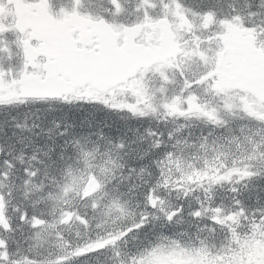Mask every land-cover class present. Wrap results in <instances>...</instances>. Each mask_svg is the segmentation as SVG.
<instances>
[{
    "label": "snow or ice",
    "instance_id": "snow-or-ice-1",
    "mask_svg": "<svg viewBox=\"0 0 264 264\" xmlns=\"http://www.w3.org/2000/svg\"><path fill=\"white\" fill-rule=\"evenodd\" d=\"M0 264H264V0H0Z\"/></svg>",
    "mask_w": 264,
    "mask_h": 264
}]
</instances>
